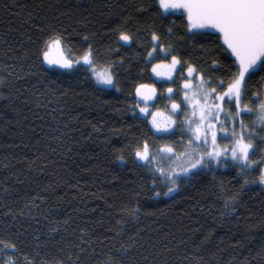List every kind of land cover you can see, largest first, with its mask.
<instances>
[{
    "label": "trees",
    "instance_id": "16d2710c",
    "mask_svg": "<svg viewBox=\"0 0 264 264\" xmlns=\"http://www.w3.org/2000/svg\"><path fill=\"white\" fill-rule=\"evenodd\" d=\"M148 5L147 12L138 10ZM154 8V0H0V79L9 84L0 86V96L6 97L0 98V240L18 249L0 251V264L8 259L27 264L25 256L33 258L36 244L42 245L36 259L61 247L65 258L75 259L82 233L95 242L97 252L111 248L116 259L121 243L129 247L125 264H264L260 185L246 191L244 207L226 215L211 194L216 191L211 175L182 186L174 198L153 199L150 174L133 162L137 139L147 138L150 147L164 142L155 140L146 120L130 111L135 87L156 80L141 47L149 40L146 29L155 25L166 31L173 19L159 20ZM121 24L132 32L139 29L141 41L121 47L113 31ZM49 25L69 30L66 47L74 57L83 52L89 43L83 36L89 35L99 53L97 68L115 61L120 91L100 90L84 73L40 68L35 52L43 33L38 30ZM177 43L178 52L196 59L187 41ZM262 75L252 82L254 90ZM178 141L168 142L180 150ZM234 177L232 169L221 170L216 182L223 180L226 190L232 189ZM161 188L158 184L156 190ZM136 207L139 213H132ZM55 227L61 231H50ZM78 264H86L85 257Z\"/></svg>",
    "mask_w": 264,
    "mask_h": 264
},
{
    "label": "snow or ice",
    "instance_id": "6c2138e0",
    "mask_svg": "<svg viewBox=\"0 0 264 264\" xmlns=\"http://www.w3.org/2000/svg\"><path fill=\"white\" fill-rule=\"evenodd\" d=\"M154 3L152 11L159 20L176 19H172L163 32L155 25L149 26L146 29L148 43L141 47L146 67H150L156 77L172 82L161 85L168 94L170 107L167 114L159 109L152 111L154 105L150 102L157 99L156 86L140 83L135 87L137 99L130 109L132 115L136 116L138 109L139 114L148 118L146 122L151 125L152 137L164 142L150 147L147 138L137 139L133 162L150 174L153 199L162 194L174 198L182 186L211 175L212 187L216 189L211 194L222 202L226 215L236 213L244 207L242 197L253 185H260L264 190V75L255 90L251 86L257 75L264 74V0H154ZM151 7L138 10L147 12ZM177 28H182V33L178 34ZM38 31L43 33L37 38L35 52L40 68L47 65L53 70L72 73L79 70V66H86L83 70L91 73L100 90L120 91L118 72L113 69L115 61H106L107 67L98 71L99 53L89 35L83 36V40L89 42L83 52L74 57L73 50L66 47V43L71 42L66 35L67 28L49 25L47 30ZM113 31L117 43L123 42L121 47L142 39L139 29L132 32L122 24ZM177 40L188 42L196 51L195 60L177 51L180 47ZM114 51L119 52V47ZM221 56L228 63H224ZM221 69L223 74H218ZM0 86L9 87L8 81L0 79ZM253 113L255 118H252ZM177 135L180 150L176 144L168 142ZM116 158L127 163L122 155ZM226 169L235 172L236 180L228 190L223 180L216 182V173ZM158 184L163 185L159 191L156 190ZM139 211V207L132 209V213ZM50 231L59 233L61 229L55 227ZM121 231H116L115 237H120ZM86 235L82 233L79 238L75 259L72 255L65 258L63 247L36 259L42 255V245L36 244L33 258L28 260L25 256V260L27 264H78L81 257H85L86 264H125L129 247L121 243L115 250L120 253L116 259L111 248L107 253L97 252L95 242H90ZM34 239L38 241L40 237ZM0 245V251L18 252L13 242L0 240ZM103 256L108 259L97 260ZM3 264L15 262L8 259Z\"/></svg>",
    "mask_w": 264,
    "mask_h": 264
},
{
    "label": "flooded vegetation",
    "instance_id": "af4514ba",
    "mask_svg": "<svg viewBox=\"0 0 264 264\" xmlns=\"http://www.w3.org/2000/svg\"><path fill=\"white\" fill-rule=\"evenodd\" d=\"M170 18L176 19L175 17H170ZM84 67H85V66H84ZM97 70L100 71V69H98V68H97ZM77 72L84 73L86 76H88V77L91 79V81L93 82V84H94L96 87L100 88V87L96 84V82H95L94 78L92 77L91 73H90V72H86V71L83 70V66H79V70L74 71V72H72L71 74L73 75V74H76ZM153 75H155V74H153ZM155 77H156V76H155ZM153 84H154V85L156 86V88H157V99H156V101H152V102H150V105H154V107H152L151 110H152V111H155V110L159 109L160 111H162V112H164L165 114H167V110H168V108L170 107L169 102H168V99H167V95H168V94H167L165 88H162L161 85H162V84H164L165 86H167V85H171L172 82H171V81L163 80L161 77H156V80L154 81ZM172 86H173V87H176L175 85H172ZM135 97H136V96H135ZM136 99H137V97H136ZM177 102H179V100H178ZM136 111H137V114H139L138 109H136ZM139 116L142 117V118H144V117L142 116V114H139ZM144 119L147 120L148 118H144ZM149 125H150V124H149ZM150 128H151V125H150ZM175 138H178V139L180 140V136H179V135H177L176 137H174V138H172V139H175Z\"/></svg>",
    "mask_w": 264,
    "mask_h": 264
},
{
    "label": "rangeland",
    "instance_id": "374dc122",
    "mask_svg": "<svg viewBox=\"0 0 264 264\" xmlns=\"http://www.w3.org/2000/svg\"><path fill=\"white\" fill-rule=\"evenodd\" d=\"M100 87V86H99ZM252 118H255V113L252 114Z\"/></svg>",
    "mask_w": 264,
    "mask_h": 264
}]
</instances>
